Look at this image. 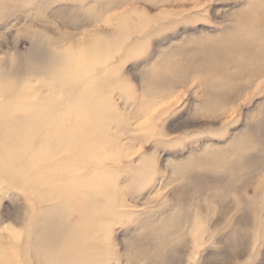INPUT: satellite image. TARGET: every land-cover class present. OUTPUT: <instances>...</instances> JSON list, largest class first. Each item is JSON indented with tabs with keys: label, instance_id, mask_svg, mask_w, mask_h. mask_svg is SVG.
Wrapping results in <instances>:
<instances>
[{
	"label": "rangeland",
	"instance_id": "rangeland-1",
	"mask_svg": "<svg viewBox=\"0 0 264 264\" xmlns=\"http://www.w3.org/2000/svg\"><path fill=\"white\" fill-rule=\"evenodd\" d=\"M5 1L0 255L264 264V0ZM46 99L101 143L20 176Z\"/></svg>",
	"mask_w": 264,
	"mask_h": 264
},
{
	"label": "bare ground",
	"instance_id": "bare-ground-1",
	"mask_svg": "<svg viewBox=\"0 0 264 264\" xmlns=\"http://www.w3.org/2000/svg\"><path fill=\"white\" fill-rule=\"evenodd\" d=\"M5 2V0H0V8L5 5ZM47 102L48 100L46 99V106H39L38 108L31 106L29 109H24L26 113L24 115L31 120L32 126L34 127L35 139L27 149L23 150V148H21L19 151L16 150L12 168H14L20 176L27 174V172H25L27 169L25 168L26 165L24 161L37 150V155L40 158H42V155L44 157L46 151L49 150V156L45 155L47 160L52 161L54 158L58 157L62 165H64L67 159L74 157V160L76 159L75 164L83 167L86 163L83 160H79L80 162H78V157L82 159L87 156L90 160L93 159L97 146L101 143L95 133L97 129L95 123H90L85 131H81L77 123L79 121L75 119L76 116L73 114L72 109L57 108L55 105H47ZM40 139H43L44 143H46V151L44 148H41V145L44 143L40 145ZM31 176L33 177V175ZM40 176L36 175V177ZM0 264H13V262L9 256L1 254Z\"/></svg>",
	"mask_w": 264,
	"mask_h": 264
}]
</instances>
